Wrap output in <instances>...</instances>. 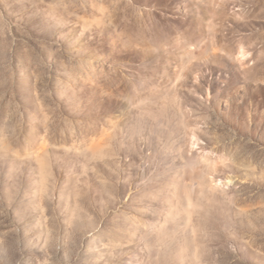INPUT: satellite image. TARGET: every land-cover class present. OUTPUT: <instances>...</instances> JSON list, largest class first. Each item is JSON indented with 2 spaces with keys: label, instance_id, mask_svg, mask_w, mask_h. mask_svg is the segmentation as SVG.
<instances>
[{
  "label": "rangeland",
  "instance_id": "374dc122",
  "mask_svg": "<svg viewBox=\"0 0 264 264\" xmlns=\"http://www.w3.org/2000/svg\"><path fill=\"white\" fill-rule=\"evenodd\" d=\"M0 264H264V0H0Z\"/></svg>",
  "mask_w": 264,
  "mask_h": 264
}]
</instances>
